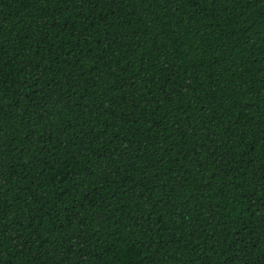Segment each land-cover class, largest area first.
I'll return each instance as SVG.
<instances>
[{
    "label": "trees",
    "instance_id": "trees-1",
    "mask_svg": "<svg viewBox=\"0 0 264 264\" xmlns=\"http://www.w3.org/2000/svg\"><path fill=\"white\" fill-rule=\"evenodd\" d=\"M0 264H264V0H0Z\"/></svg>",
    "mask_w": 264,
    "mask_h": 264
}]
</instances>
